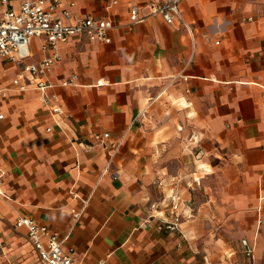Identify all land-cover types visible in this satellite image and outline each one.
I'll list each match as a JSON object with an SVG mask.
<instances>
[{"label": "crops", "instance_id": "1", "mask_svg": "<svg viewBox=\"0 0 264 264\" xmlns=\"http://www.w3.org/2000/svg\"><path fill=\"white\" fill-rule=\"evenodd\" d=\"M155 1L60 0L57 15L111 19V42L69 37L45 93L28 77L0 98V264H42L19 216L69 233L81 264H235L242 238L264 264V0H182L191 31L149 15ZM44 42L0 61L3 85Z\"/></svg>", "mask_w": 264, "mask_h": 264}, {"label": "built area", "instance_id": "2", "mask_svg": "<svg viewBox=\"0 0 264 264\" xmlns=\"http://www.w3.org/2000/svg\"><path fill=\"white\" fill-rule=\"evenodd\" d=\"M182 0H156L150 5V14H159L168 24H173L176 20L183 21L186 28L190 27L185 23L180 3ZM60 0H21L17 9L7 8L0 11V61L6 60L16 63L30 56V40L33 37H43L45 42L43 49L49 54L42 60L34 63L25 64L23 68L12 78L10 86L3 85L0 79V98H5L9 90L14 88L20 92L30 89L28 77L35 79V89L42 93L51 87L47 76L52 71L54 65L61 60L58 44L66 41L73 35H84L88 41L110 43V31L114 26L111 19H97L92 16L78 17L73 16L69 10L63 9L61 15H57ZM1 5L8 6V0H0ZM264 16V10L262 12ZM148 14L141 15L139 8L134 5L130 9L132 23L143 22ZM77 74L65 78L63 84L73 85L76 82ZM45 103L53 104L52 112L55 115L63 113L60 97L54 93L50 97H44ZM0 114V118H3ZM48 130H51L48 127ZM109 133H94L95 141L107 138ZM89 143L87 146L92 147ZM109 168V164L106 170ZM2 180L0 179V185ZM0 195L3 193L0 191ZM150 209L156 210L157 204L150 203ZM152 215L146 216L144 221L150 222ZM180 218L174 216L171 220H166L165 225L170 229L178 226ZM17 228H25L30 241L35 246L42 264H81L75 254L73 247L64 248V244L69 238V233L60 235L57 231L50 229L46 224L37 222L29 216H19L16 219ZM242 254L244 260H237L235 264H246L253 258L254 247L248 238L241 239ZM98 264H105V259H101Z\"/></svg>", "mask_w": 264, "mask_h": 264}, {"label": "rangeland", "instance_id": "3", "mask_svg": "<svg viewBox=\"0 0 264 264\" xmlns=\"http://www.w3.org/2000/svg\"><path fill=\"white\" fill-rule=\"evenodd\" d=\"M216 224H218V228H219V229L221 228L220 225H224L223 223H214V224H212V226L215 227ZM258 224H259V225H260V224L262 225V224H264V223H258Z\"/></svg>", "mask_w": 264, "mask_h": 264}]
</instances>
